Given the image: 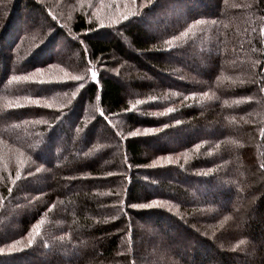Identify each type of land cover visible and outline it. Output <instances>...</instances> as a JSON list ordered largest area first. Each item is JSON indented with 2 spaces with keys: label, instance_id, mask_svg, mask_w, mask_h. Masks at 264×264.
I'll use <instances>...</instances> for the list:
<instances>
[{
  "label": "trees",
  "instance_id": "obj_1",
  "mask_svg": "<svg viewBox=\"0 0 264 264\" xmlns=\"http://www.w3.org/2000/svg\"><path fill=\"white\" fill-rule=\"evenodd\" d=\"M88 16L75 14L68 27L38 0H0V145L13 163L10 187L0 170V246L18 249L0 264H264V0H155L114 24ZM196 20L207 24L192 27ZM26 36L37 38L32 51L21 45ZM67 36L66 59L55 45ZM64 59L86 76L12 80L35 66L66 69ZM65 89L78 92L65 108L10 104ZM170 103L165 118L150 115ZM108 117H123L125 134L155 131L115 134ZM196 147L202 153L186 159ZM165 155L181 162L151 166ZM9 197L31 206L7 223ZM153 200L164 206L133 207ZM138 224L146 234L136 247ZM144 248L154 253L139 263Z\"/></svg>",
  "mask_w": 264,
  "mask_h": 264
},
{
  "label": "rangeland",
  "instance_id": "obj_2",
  "mask_svg": "<svg viewBox=\"0 0 264 264\" xmlns=\"http://www.w3.org/2000/svg\"><path fill=\"white\" fill-rule=\"evenodd\" d=\"M38 1L40 3L46 4L49 8L51 7V9L55 11V14L59 18V20L62 23H64L65 25H67L68 27H70V26H72L71 24L73 23V20H71V18L74 17L75 14L78 15V13H80V12H86L87 14H89V16H88V18L90 19L89 21H95L97 23V25L114 24V23H117L120 20H122L124 16H130L136 12H140L146 5H150L155 0H38ZM7 4H10V2H7ZM5 9L6 8H4V10ZM5 13H6V11H5ZM156 13H157V11H156ZM156 15H158V14H156ZM37 20H39V22H40L39 25H42V26L48 25V23H46V22L44 23V21H43L44 16H42L41 14L38 16ZM205 23L207 24L206 21H205ZM204 28H207V26L202 27L201 29H197V28L195 30L190 29V30L186 31L183 34V36H181L182 37L181 43H180L178 38L176 41L179 42L180 44H183L186 37H190L191 35L196 37V36L200 35L199 34L200 32L204 31ZM186 30H187V28H186ZM173 35H175V34H173ZM64 36H66V35H64ZM30 37L26 36L25 39L23 40V42L21 43V45L24 44L25 50H28V51L33 50L34 45L36 43L35 39H37L36 37H34L33 42H32V39L28 40ZM67 40H71V39L67 36V37L61 38L56 43L55 55L56 54L57 55L63 54V55H65L64 57H66V59H67V57H69L68 54L70 52V49L68 48V45L70 43L66 44ZM170 44H172V43H170ZM76 55H77V51H75V55L72 56L73 60H76V58H77ZM22 56H21L22 59L25 58ZM175 57H177V56H175ZM171 62H169V61L166 62L165 66H166L167 70H165V71L168 75L177 77L178 76L176 74L177 68H176L175 64H173ZM65 64H66V69L64 67H61L59 64H57V65H55V66L59 67V68H57V70H54L53 68H51L50 71H45L43 75H38L35 77H30V78L31 79L34 78V80H36V81H44V82H57L58 81L61 83H66L68 81L74 80V79H72L73 77L84 78L86 76L84 73L86 71L82 67L77 66V64H75L76 65L75 68L73 67L74 69L69 68L72 66H69V63L66 60H65ZM38 69L45 70V67L43 68L42 66H40V67L35 66L33 69H31V70H29L23 74H20L19 76L29 75L33 72H36ZM127 77H128V80L133 78L131 76H127ZM142 77L143 78L145 77L148 79V76H146V75L142 76ZM153 78H154V82H155L157 77L149 76V80H153ZM152 84H153V82H149V84H147L148 88L151 87ZM148 88L146 87L145 90L147 91ZM73 93L77 94L78 92L75 89H71V90L65 89L62 91V93L57 94L58 97L56 99L45 98L43 96L17 97L15 99H12V102H10V104L13 103L12 106H16L18 104L23 105V104H29L30 103L33 106H37V104H38L40 106H45V108H53V107L58 108L57 106L59 105L60 108H65L69 105V101L73 100V98H74ZM141 95L142 94H140L139 97ZM139 97H133V99L139 98ZM4 101L5 102L3 104L7 105V100H4ZM40 106H37V107H40ZM174 107H175V105L170 103V105H167L164 107L152 108V110H149V111H150V115H154V116L160 118V120H161V119L165 118V116H168L169 114H171ZM169 109H171L172 111H169ZM104 112H106V111L104 110ZM108 118L112 121L113 125L116 127V128L113 127L115 134H117V131H118L123 136L124 135H126L127 137L133 136V135H131L133 133L132 131H130V132L128 131V133L125 134L126 131L124 128L126 126L125 127L122 126V125H124L123 123H125L123 117H108ZM68 119H70V118L67 117L66 121ZM174 122L180 123V121H178V120H175ZM160 125H165V122L161 123ZM154 131L155 130H151V132H144V131L136 130L134 132L138 133L137 135H135L136 137H138V136L146 137L148 135L153 134ZM110 140L111 141L113 140V142L116 143L115 137H110ZM113 150H115V151L118 150L117 145H116V147L114 146ZM7 151H8L7 146H1L0 145V170L2 171V173H4V179H3V177L1 179L3 180L2 181L3 184L5 181V184H7V187H10L12 180H7V176L9 175L7 172V168L11 169L10 167H12L11 165L13 163H11L7 166V163L9 161V159H7L8 158L7 157ZM191 151H193V153H191L190 156L187 157L186 159H190V158L192 159L193 157L202 153V150L198 147H196L195 150H191ZM179 157H180L179 155H175L172 157H169L167 155L158 156L155 160L153 159V161L150 164L152 167H158V166L164 165L166 163L181 162V161H179L180 160ZM181 159H183V158H181ZM20 171H21V168L16 167L15 168L16 174L12 175V176L14 178H17V173H19L21 175ZM20 175H19V177H20ZM15 181L16 180H14L13 183ZM12 186H13V184H12ZM136 189H138L139 193H143L144 191L148 190V188L146 186H142V185L138 186ZM5 192H7L6 188L0 184V200L1 201H3V199H5V194H4ZM8 194H9V191H8ZM29 195H30L29 193H26L25 196L28 197ZM9 200H10V205H8L5 201V203L7 205V209H6L7 210V212H6L7 218L2 217V219H7V223H9L10 221L17 218L16 213H14L15 210L20 211V209H23L25 207L30 208V206H31V205H29L30 203L29 204L28 203L23 204L21 201L16 202V200L11 198V197H9ZM1 208H2V205H0V210H1ZM175 209H177V208H175ZM176 211H178V210H176ZM53 220H55V217H53V216L44 217L43 221L40 222L39 224H37V225H39V227H36L35 231H33L34 233H32V243L33 244H36V242L38 243V242L42 241V237L39 234H41V232H42L43 225L46 222H49V221L52 222ZM137 229H139L140 232H139V238L136 241V247H139L142 243L141 240L145 236L146 232H145V230H143V228H141V226H139V224L137 225ZM57 237H58L57 235H55L53 237L51 236V239L54 241V239ZM34 240H36V241H34ZM53 241H48V243L50 245H52ZM30 243H31V240H30V242H28V244H30ZM26 244H27V242L23 243L22 245H26ZM13 245L15 246V248L13 247ZM16 250H18V249H17V246L15 243L11 244L10 246H7V244L0 246V254H4L7 252H14ZM152 252L154 253V251H150L149 249L144 248V250L141 251L140 255H138V258H140V259H138L139 263L143 262V260H145L147 256L153 255ZM7 264H9V262H7Z\"/></svg>",
  "mask_w": 264,
  "mask_h": 264
},
{
  "label": "snow or ice",
  "instance_id": "obj_3",
  "mask_svg": "<svg viewBox=\"0 0 264 264\" xmlns=\"http://www.w3.org/2000/svg\"><path fill=\"white\" fill-rule=\"evenodd\" d=\"M130 17L129 16H124L123 17V20L126 21L128 20ZM205 21L204 20H196L195 24L192 25V27H195V25H198V24H204ZM213 24L216 23V21H212ZM190 30V29H189ZM166 43H171V41H166ZM45 72V70H42V69H38L36 72H33L29 75H25V76H13L12 77V80H15V81H20V80H24V81H28L30 79V77H35V76H38V75H43ZM93 76H95V73H93ZM72 79L74 80H80L82 79L81 77H73ZM41 83H44V81H40ZM80 88H83L84 85L81 83L79 85ZM76 93H73V96H75ZM72 101H69V104H71ZM137 103H140L139 101H137ZM37 106H40L37 104ZM169 111H172L171 109H169ZM36 123H42V121H36ZM79 131V130H78ZM138 133L136 132H133L131 135L135 136L137 135ZM158 163V162H157ZM262 167H264V165H262ZM37 171H39V169H37ZM19 173H17V179H19ZM8 191L11 193L12 189L9 188ZM164 205L163 204H160L159 202L153 200L151 203H146V204H140V205H133V207H138V208H142V209H151L153 207H163ZM225 219H228L227 217ZM36 227H39V225H37ZM33 231H35V229H33ZM131 239V236H130V233H129V240ZM241 243H244L243 241H241ZM14 247V245H13Z\"/></svg>",
  "mask_w": 264,
  "mask_h": 264
}]
</instances>
